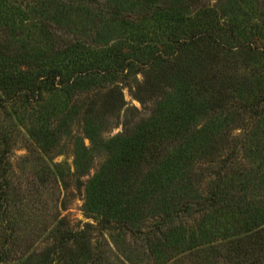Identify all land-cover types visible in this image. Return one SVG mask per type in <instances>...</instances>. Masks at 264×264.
<instances>
[{
    "label": "trees",
    "instance_id": "obj_1",
    "mask_svg": "<svg viewBox=\"0 0 264 264\" xmlns=\"http://www.w3.org/2000/svg\"><path fill=\"white\" fill-rule=\"evenodd\" d=\"M215 1L223 9L0 0V264H103L92 227L72 233L64 219L40 253L18 245L27 197L10 155L19 130L43 161L71 138L80 177L91 160L83 140L97 145L105 160L84 209L100 231L142 242L155 264H264V24L253 23L264 0ZM99 26L125 36L101 38ZM136 75L131 94L151 116L98 140L126 106L119 83ZM32 174L41 188L62 179L44 164Z\"/></svg>",
    "mask_w": 264,
    "mask_h": 264
},
{
    "label": "rangeland",
    "instance_id": "obj_2",
    "mask_svg": "<svg viewBox=\"0 0 264 264\" xmlns=\"http://www.w3.org/2000/svg\"><path fill=\"white\" fill-rule=\"evenodd\" d=\"M202 1L217 11L225 6V2L222 1ZM253 23L264 24V10L256 14ZM113 28L108 34L107 28L99 26L95 34L102 33L101 38L108 36L112 37L113 40L125 36L123 30ZM64 38H66L64 44L71 40L67 37ZM141 80V75H136L134 80L132 78L127 81L128 84L119 83L122 86V95L126 106L124 111L119 114L118 119L108 118L106 120L105 129L100 133L98 140L105 141L121 134L125 129V122H129L130 128H133L139 121L151 116L153 106L150 104L145 107L141 106L134 100L130 91ZM72 135L81 136V129L73 127ZM83 141L84 146L91 149V160L87 174L80 177L75 168L74 144L71 138L62 137L56 154H52L54 156L43 161L38 158L37 150L29 141L25 131L19 130L18 140L10 155L16 184L23 188L21 191L27 197L23 202L24 205L26 204L25 208H21L22 210L19 211L22 215L19 217L18 230L15 231V235L19 239L18 245L21 248H29L40 253L53 241L51 228H54L60 219H64V223L72 233L81 232L86 225L92 227L89 231L92 250L94 253L103 254V264H155L152 257L144 256V252L141 250L143 248L142 242L134 243V240L129 236H126L125 242H122L120 237L115 234L116 232L100 231L97 217L85 211V186L97 173L105 160V155L98 149L97 145H90L87 139ZM43 164L51 170L59 171L62 174V179L57 180V182L51 181L44 188L36 186V179L33 178L32 173L36 169L38 172L39 166ZM143 232L146 231L143 230ZM170 264L176 263L171 262ZM181 264H189V262L181 260Z\"/></svg>",
    "mask_w": 264,
    "mask_h": 264
}]
</instances>
